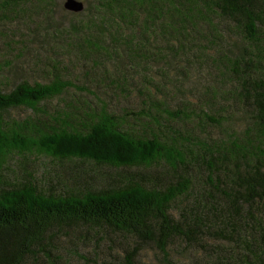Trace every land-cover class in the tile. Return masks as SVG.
Instances as JSON below:
<instances>
[{
    "label": "trees",
    "instance_id": "trees-1",
    "mask_svg": "<svg viewBox=\"0 0 264 264\" xmlns=\"http://www.w3.org/2000/svg\"><path fill=\"white\" fill-rule=\"evenodd\" d=\"M56 2L0 0L1 41L22 55L38 40L36 67L46 76L0 87V264L49 257L53 240L70 229L97 230L102 240L111 232L153 243L168 260L179 240L202 249V259L192 264H264V0H86L83 12L73 13L79 21L61 28L52 25ZM39 33L46 35L40 39ZM212 65L222 77L230 75V89L219 100L248 108L242 138L210 145L169 136L170 130L164 140L154 131L138 134L125 130L106 103L89 111L41 108L70 89L86 90L66 74L71 67L90 84L146 96L161 127V97L197 74L215 77ZM204 94L218 96L210 87ZM17 108L38 116L7 121L5 113ZM193 116L200 117L185 113L181 120ZM14 155L86 165L82 179L161 165L173 179L162 187L141 176L47 192L34 180H4ZM192 166L206 170L201 188L193 184ZM138 244L132 251L131 241L126 246L127 264H136Z\"/></svg>",
    "mask_w": 264,
    "mask_h": 264
},
{
    "label": "rangeland",
    "instance_id": "rangeland-1",
    "mask_svg": "<svg viewBox=\"0 0 264 264\" xmlns=\"http://www.w3.org/2000/svg\"><path fill=\"white\" fill-rule=\"evenodd\" d=\"M65 1L57 0L56 2L57 8L52 16L53 26L56 23L59 28L68 27L71 21L74 19L79 21L81 18L64 8ZM79 1L83 2L85 7L87 6L86 0ZM5 30L6 28L0 25V33H5ZM39 34H42L40 39L46 35V33ZM46 40L49 39L46 38ZM32 42V50L24 51L21 55L20 51H16L15 48L8 50L6 44L0 39V50L6 53H2L0 56V66L4 68L3 71H0L1 88L10 89L22 80L41 81L46 77L41 69L36 67L37 63L35 62L36 57L33 50L39 48V41L35 39ZM8 51L12 54L10 55ZM4 56L5 58H3ZM204 67L208 68L205 65ZM192 70L198 72L197 69H190V71ZM212 70L215 77L207 79L203 73L197 74L193 76L192 81L188 79L183 87H180V90H177V87H171L168 90L169 95L161 97L162 112L159 114L161 127H157L153 123L152 116L156 115V111L146 96H139L137 91L133 94L123 93L112 86L101 87L90 84L89 78L80 74L78 69L71 67L66 74L74 83L86 90L79 92L70 89L62 96L43 103L41 108L48 112H61L66 107H74L79 111H89L90 109L98 110L106 103L110 106V111L121 117L125 130L134 131L138 134L150 135L154 131L157 136L164 140L168 130H170L169 136L186 139L199 138L210 145L216 141L228 142L234 138H242L250 125L248 108L234 100L231 102L219 100L220 94L230 89L227 87L230 86V75L225 73V76L222 77L213 65ZM208 87H210V92H217V99L205 96L204 93ZM168 112L177 114L179 117H171ZM185 113L191 115L197 113L200 117L193 116L191 121H183L181 116ZM4 116L7 121H19L35 118L38 113L26 108H17L8 111ZM137 116H139L138 119ZM208 116L218 120L222 119L221 124L209 123ZM193 149L200 156L202 155L203 152H199L198 147H193ZM86 169H88L86 165L82 167L69 163L60 164L37 155H14L8 161L6 169L3 171V177L6 182L10 183L34 180L41 190L55 193H61L76 185L84 186L87 183L93 184L94 187H101L129 177L145 176L151 183L159 187L173 179V173L163 165L148 170H132L123 173L108 170L107 174H92L89 178H80L79 173ZM190 172L194 186L201 188V182L206 178L205 168L192 166ZM96 231L70 229L60 233L53 240L51 256L47 257L46 254H42L38 259L30 257L26 264H127L125 249L130 241L131 251L137 242L140 243L137 246V251L134 252L136 264H192L202 257L201 248L189 246L186 242L179 240L172 244L170 251L172 259L169 258L168 260L160 252L158 246L153 243L143 244L139 240L135 242L133 241L135 239L131 238L130 240L124 235L111 232H104L106 238L102 240L97 236ZM211 243L221 245L224 242Z\"/></svg>",
    "mask_w": 264,
    "mask_h": 264
},
{
    "label": "water",
    "instance_id": "water-1",
    "mask_svg": "<svg viewBox=\"0 0 264 264\" xmlns=\"http://www.w3.org/2000/svg\"><path fill=\"white\" fill-rule=\"evenodd\" d=\"M64 8L69 12L78 14L84 11L85 5L79 0H66Z\"/></svg>",
    "mask_w": 264,
    "mask_h": 264
}]
</instances>
